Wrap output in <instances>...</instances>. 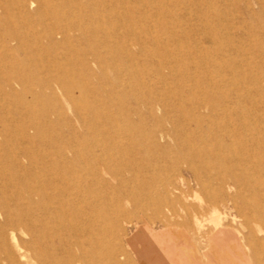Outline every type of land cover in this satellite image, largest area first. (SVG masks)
Instances as JSON below:
<instances>
[{"label":"rangeland","instance_id":"374dc122","mask_svg":"<svg viewBox=\"0 0 264 264\" xmlns=\"http://www.w3.org/2000/svg\"><path fill=\"white\" fill-rule=\"evenodd\" d=\"M0 190V264L47 260L71 217L98 264H142V223L190 264H264V0H0Z\"/></svg>","mask_w":264,"mask_h":264},{"label":"bare ground","instance_id":"6f19581e","mask_svg":"<svg viewBox=\"0 0 264 264\" xmlns=\"http://www.w3.org/2000/svg\"><path fill=\"white\" fill-rule=\"evenodd\" d=\"M21 3H22V6L25 9H27L26 1H22ZM69 55H71V54H69ZM49 70H51V69H49ZM117 79H120V78H117ZM67 97H68V100L74 106V108L77 110L78 116H80V117H84V114L86 112L90 113L91 110L93 109V107L88 102H86V100H84L83 98L81 99V98L75 96L74 93L70 89H67ZM145 100H146V98H145ZM69 123H71V122H69ZM76 154L78 155V153H76ZM62 158H63V162L65 164L69 165L71 160L66 156H64ZM192 172L195 175L194 169H192ZM205 176H207V175H205ZM194 179H196V177ZM183 183L186 184L187 186H189L190 180L185 178V180L183 179V182L181 184H183ZM179 186L181 187V185H179ZM179 186H178V184H175L174 188L171 189L172 191L171 190L169 192L166 191V194L164 196H162L161 200H159L158 203L155 204V206H152V207L149 206V208L151 207V210H153L156 214H158V216H160V215L165 216L166 214H175V206L172 203V198H171L172 196L170 194L172 192H174V190H176L177 194L175 195V197L178 199V197H177L179 194L178 190H180ZM52 196H53V198L56 197V195L54 193L52 194ZM198 196H199V194H198ZM1 198H2V191L0 190V200H1ZM0 206H1V202H0ZM72 212H73L72 213L73 216L74 215L75 216L79 215L82 217L84 216V218L87 219L86 228H87L88 232H92L91 226H95L96 229H98V224L96 221L98 220V218H100V214H99L98 210L96 209V207L93 205V201L91 199H89V198L84 199V204H80V205L74 204L73 208H72ZM123 216H124V212L121 211L120 214L117 215L116 218L114 219V223L118 227H121ZM72 218L73 217L68 218L67 224L62 222V220L58 221V222L52 221V223H50V224L47 223V227L45 229L43 228L44 222L40 223V226L41 227L43 226L42 228H40V230H42V233H40V238L44 239V237H46V239L49 242V243H47V245L45 244L46 246L44 247L45 256H47L48 259L43 260L42 262H40V264H89V263L98 264L97 262L100 261V259H101L100 257H102V256L98 251V248L100 247L101 244H99V241H98L96 236H92V234L87 235L86 244H78L80 254H78L76 251L74 252V250L76 248H75V246H74V244L70 238L74 235V232H73L74 231V224L71 222ZM141 229H142V232L146 235L147 239L143 240L142 237L139 235L138 239L132 240V241H134L135 244H137L136 243L137 241H141V243H142V244H140V246H141V248L139 247L140 249L139 248L137 249V247L135 246V248H136L135 254L138 256L139 261L142 264H190L185 250L182 247H177L174 244V238L172 236L166 237L163 234V232L154 230L147 223H142ZM220 232L222 234H224L223 230H221ZM221 233H219V234L221 235ZM2 235H3V221L0 218V238L2 237ZM217 235H218V233H217ZM112 236L113 237L116 236V233L115 232H114V234L112 233ZM1 249H2V247H0V250ZM8 256L10 258L15 257L14 253L12 251L9 252ZM109 258L112 262L116 261V257L112 253L109 254Z\"/></svg>","mask_w":264,"mask_h":264}]
</instances>
